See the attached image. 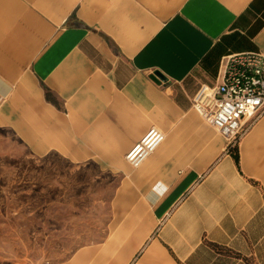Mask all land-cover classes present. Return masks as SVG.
I'll return each mask as SVG.
<instances>
[{
	"label": "crops",
	"instance_id": "obj_1",
	"mask_svg": "<svg viewBox=\"0 0 264 264\" xmlns=\"http://www.w3.org/2000/svg\"><path fill=\"white\" fill-rule=\"evenodd\" d=\"M248 50L264 0H0V130L119 178L103 239L54 264H264V115L227 150L191 103Z\"/></svg>",
	"mask_w": 264,
	"mask_h": 264
},
{
	"label": "rangeland",
	"instance_id": "obj_2",
	"mask_svg": "<svg viewBox=\"0 0 264 264\" xmlns=\"http://www.w3.org/2000/svg\"><path fill=\"white\" fill-rule=\"evenodd\" d=\"M118 182L94 161L35 156L0 130V264L62 263L100 242Z\"/></svg>",
	"mask_w": 264,
	"mask_h": 264
},
{
	"label": "built area",
	"instance_id": "obj_3",
	"mask_svg": "<svg viewBox=\"0 0 264 264\" xmlns=\"http://www.w3.org/2000/svg\"><path fill=\"white\" fill-rule=\"evenodd\" d=\"M192 107L232 150L242 135L264 115V53L242 51L221 57L214 84H201L191 98ZM165 134L151 127L125 154L138 168L164 141Z\"/></svg>",
	"mask_w": 264,
	"mask_h": 264
},
{
	"label": "trees",
	"instance_id": "obj_4",
	"mask_svg": "<svg viewBox=\"0 0 264 264\" xmlns=\"http://www.w3.org/2000/svg\"><path fill=\"white\" fill-rule=\"evenodd\" d=\"M234 149V148H233ZM236 159H237V161H238V156H236Z\"/></svg>",
	"mask_w": 264,
	"mask_h": 264
}]
</instances>
